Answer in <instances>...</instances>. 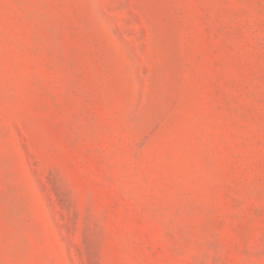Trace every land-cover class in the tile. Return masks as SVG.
<instances>
[{
    "label": "rangeland",
    "instance_id": "1",
    "mask_svg": "<svg viewBox=\"0 0 264 264\" xmlns=\"http://www.w3.org/2000/svg\"><path fill=\"white\" fill-rule=\"evenodd\" d=\"M0 264H264V0H0Z\"/></svg>",
    "mask_w": 264,
    "mask_h": 264
}]
</instances>
